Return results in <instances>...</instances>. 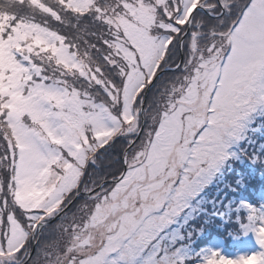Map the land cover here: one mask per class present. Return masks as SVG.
I'll list each match as a JSON object with an SVG mask.
<instances>
[{"label": "snow or ice", "instance_id": "1", "mask_svg": "<svg viewBox=\"0 0 264 264\" xmlns=\"http://www.w3.org/2000/svg\"><path fill=\"white\" fill-rule=\"evenodd\" d=\"M0 264H264V0H0Z\"/></svg>", "mask_w": 264, "mask_h": 264}, {"label": "trees", "instance_id": "2", "mask_svg": "<svg viewBox=\"0 0 264 264\" xmlns=\"http://www.w3.org/2000/svg\"><path fill=\"white\" fill-rule=\"evenodd\" d=\"M212 235H223L222 233H217L216 231Z\"/></svg>", "mask_w": 264, "mask_h": 264}, {"label": "rangeland", "instance_id": "3", "mask_svg": "<svg viewBox=\"0 0 264 264\" xmlns=\"http://www.w3.org/2000/svg\"><path fill=\"white\" fill-rule=\"evenodd\" d=\"M215 232V229L212 230V234Z\"/></svg>", "mask_w": 264, "mask_h": 264}]
</instances>
